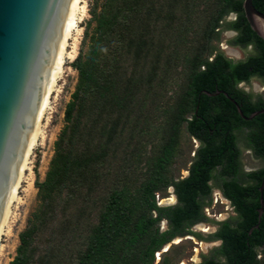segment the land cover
<instances>
[{
	"label": "trees",
	"instance_id": "obj_1",
	"mask_svg": "<svg viewBox=\"0 0 264 264\" xmlns=\"http://www.w3.org/2000/svg\"><path fill=\"white\" fill-rule=\"evenodd\" d=\"M99 1L90 10L87 48L72 63L77 82L64 126L44 180L35 183L38 205L10 264H153L154 254L174 239L201 238L193 228L208 223L204 210L214 189L236 216L206 238L219 245L199 264H263L257 256L264 247V207L258 228L249 231L258 223L264 169L243 171L236 134H245L246 146L263 155L264 113L244 121L224 94H205L225 92L246 116L264 108L260 96L253 101L235 87L253 75L264 78V41L244 18L243 0H206L191 40L189 16L174 25L179 17L169 1L176 0ZM253 5L264 14V0ZM229 13L237 18L224 27L239 33L232 43L243 49L251 43L254 53L237 63L218 51L209 60L211 37ZM164 20L173 30L172 45L155 39V26ZM178 68L182 80L164 96L161 89ZM183 124L199 145L188 175L173 181L166 171ZM153 126L159 145L144 158L141 142ZM142 161L145 171L137 172ZM168 187L176 203L160 206L156 194ZM56 212L65 218L52 225L41 248L40 235ZM89 216L93 222L84 220Z\"/></svg>",
	"mask_w": 264,
	"mask_h": 264
},
{
	"label": "rangeland",
	"instance_id": "obj_2",
	"mask_svg": "<svg viewBox=\"0 0 264 264\" xmlns=\"http://www.w3.org/2000/svg\"><path fill=\"white\" fill-rule=\"evenodd\" d=\"M100 2L101 0L99 1V3ZM169 3H176V11L174 15L176 17H179V19L174 25L184 24V22L187 21L186 19L188 16L191 18L192 24H188V39L191 40L194 36V32L200 30L202 26V24L200 25L199 23H197L199 20L196 21V19L197 17L205 18V12L200 13V11L205 8V3L208 2L206 0H176L173 2L169 1ZM93 5L94 0H85L86 13L80 23L81 35L78 42L76 55L74 60H72L71 62H66L64 71L58 81L56 92H54L55 94L53 93L52 95L51 102L53 104L51 105V110L48 111L43 120L42 132H44V134H42V143L40 142L41 144L37 145L33 151L30 159L29 169L26 171V177L21 184V188L19 189L18 200L12 207L10 222L6 231L7 235L2 236V252L0 254V264H10V262L14 258L16 248L19 245L18 236L25 229L28 218L38 205L37 189L35 187V183L42 182L44 180L45 174L48 170L49 162L54 154V142L57 140V137L59 136V133L64 126V111L66 105L71 100V95L75 90V85L77 82V72L73 69L72 63H74L79 53L81 51H85L87 48V41L84 44L83 41L85 39L86 27H88V23L91 19L90 10ZM189 7H193V9H195L197 12H193V10L192 12H187ZM157 11H162L161 8L158 7V4L156 5V12ZM227 16L228 15H226V17ZM225 18H223L222 21H225ZM226 23L228 22H225L223 24L220 23L218 29H220L221 31H217L216 29L211 37V40L209 42V60H211L214 54L218 51L222 52L225 57L229 58L230 54L228 53H231V49H233V47L229 45L230 47L226 50L221 48V44L226 40L222 33L229 30L224 27ZM174 25H172V27ZM166 26H168V23L165 20L160 21L159 24L155 26V39H161L163 41H166V43H169V45H172L173 40L170 36L172 35L173 30L171 27ZM93 27L94 23L91 24L90 28H88V31L91 32V29ZM232 42L233 39L227 40L228 44ZM180 73V68H178L177 70H172L171 75L167 79L168 84H164L165 89L161 87L163 88L161 89V94H163L164 96L174 94L177 88L176 84L180 83V81L182 80V76L180 75ZM156 88L159 89V86H157ZM260 95L264 97V93L257 94L256 97ZM152 112L153 111H151V114ZM158 115L159 111L153 113L154 117L157 116L158 118ZM159 120L160 118L156 120V123L154 125L155 127L159 126ZM155 127L149 131L151 134L144 135L146 139L141 142V144L145 143L144 146H140L143 147L142 153L144 154V158L150 157L153 154V151L156 149L157 145H159L158 137L154 134V131L156 129ZM236 135V143L240 151L239 159L243 171L252 172L262 169L264 167V162L258 160L250 154V151L246 146L245 134L238 133ZM126 136L127 134H125V138ZM198 145V142L188 135V133L186 132L185 124H183L180 127L178 143L175 147V157L166 171V174L170 179H172L173 181H177L188 175V168L193 160L194 152L196 151ZM143 165L144 161H142L138 165L137 172L143 173L145 171V167ZM211 198V204L204 210V213L208 218V223L199 224L193 228V231L199 234L201 238L199 239L196 237L187 236L179 238L177 242L176 239L178 238L174 239L169 244L164 246L163 249L154 254L153 264H199L203 256H208L211 250L219 245L218 242H210L206 240V238L216 231L217 224L219 222L234 218L236 214L229 201L222 196L220 191L214 189ZM171 199H173V201H168ZM155 200L156 203L160 206L174 205L176 203V197L173 193V188L168 187L165 190L158 192L156 194ZM64 218V215H61L60 212H56L54 222L50 226L51 228L48 227L42 233V235H40L39 243L41 248L45 246L44 244L46 243V237H51L50 232H52V225L59 223V221ZM84 220L87 222L94 221L90 216L87 217V219L85 217ZM165 227V222H161L160 228L165 229ZM203 229H205L206 231L202 232L201 230ZM169 248L170 250L167 251ZM257 257L260 258L264 264V247L258 249Z\"/></svg>",
	"mask_w": 264,
	"mask_h": 264
},
{
	"label": "water",
	"instance_id": "obj_3",
	"mask_svg": "<svg viewBox=\"0 0 264 264\" xmlns=\"http://www.w3.org/2000/svg\"><path fill=\"white\" fill-rule=\"evenodd\" d=\"M73 0H0V219L22 160L23 148L42 99L43 86ZM242 9L251 30L264 41V14L253 0ZM234 103L242 118L239 106ZM253 113L249 121L263 114ZM264 177L259 186L258 228L263 213Z\"/></svg>",
	"mask_w": 264,
	"mask_h": 264
},
{
	"label": "bare ground",
	"instance_id": "obj_4",
	"mask_svg": "<svg viewBox=\"0 0 264 264\" xmlns=\"http://www.w3.org/2000/svg\"><path fill=\"white\" fill-rule=\"evenodd\" d=\"M86 13L85 0H73L69 11L64 29L62 31L56 52L54 54L49 72L47 74L44 86L42 99L37 111L34 124L27 137L26 144L23 148L22 160L16 170V175L9 191L3 214L0 219V254L2 252L1 240L2 236L7 235V227L10 222L12 207L18 200L19 189L26 177V171L29 169L30 159L35 147L41 144L43 140L42 127L45 115L51 110V98L58 85V81L64 71L66 62L74 60L78 42L80 40V23ZM226 50V49H225ZM230 54V53H228ZM59 89V88H58ZM57 89V90H58ZM59 91V90H58ZM55 94V93H54ZM41 142V143H40ZM30 188V187H29ZM160 201V200H159ZM173 201V199L168 200ZM200 230V229H199ZM205 232L206 230H201ZM179 240L176 239V242ZM1 256V255H0Z\"/></svg>",
	"mask_w": 264,
	"mask_h": 264
},
{
	"label": "clouds",
	"instance_id": "obj_5",
	"mask_svg": "<svg viewBox=\"0 0 264 264\" xmlns=\"http://www.w3.org/2000/svg\"><path fill=\"white\" fill-rule=\"evenodd\" d=\"M234 20V14L229 13L225 18V21H222L221 24L225 22H233ZM217 31L221 30L218 29ZM222 34L226 38L225 42L221 44L222 49H228L230 47L227 43V40L235 39L239 36V33L233 30L224 31ZM252 48V45H248L246 51L232 50L229 55V59L237 63L244 61L245 57L252 52ZM235 87L237 88V90H242L245 94L250 95L254 101L257 94L264 93V78L253 75L249 77L248 81L237 82Z\"/></svg>",
	"mask_w": 264,
	"mask_h": 264
},
{
	"label": "flooded vegetation",
	"instance_id": "obj_6",
	"mask_svg": "<svg viewBox=\"0 0 264 264\" xmlns=\"http://www.w3.org/2000/svg\"><path fill=\"white\" fill-rule=\"evenodd\" d=\"M234 16H235V19L237 18V15L236 14H234ZM229 30H233V31H236V30H234V29H229ZM237 32V31H236ZM233 41H234V39H233ZM229 45H231V47H233V49H231V50H241V51H245V50H247V47L245 48V49H243V48H241L238 44H234V43H230ZM248 45H252L251 43L250 44H248ZM253 53H254V47L252 48V52L251 53H249L246 57H245V60L246 59H248L250 56H252L253 55ZM228 96V95H227ZM228 97H230V96H228ZM260 97H261V99L262 100H264V97L263 96H261L260 95ZM230 99L231 100H233L238 106H239V108H240V110H241V105L242 104H239V103H237V101L235 100V99H232L231 97H230ZM230 101V100H229ZM233 105H234V103L233 102H231ZM234 107H235V105H234ZM236 108V107H235ZM260 110H264V108L263 109H260ZM260 110H258V111H260ZM237 112H238V110H237ZM241 112H242V110H241ZM257 112V111H256ZM253 113H255V112H253ZM252 113V114H253ZM242 114H243V112H242ZM252 114H250V115H248V116H246V115H244L243 114V116H244V118H248L249 116H251ZM238 115L241 117V115L239 114V112H238ZM257 117V116H256ZM255 117V118H256ZM242 118V117H241ZM244 118H242L244 121H247V120H245ZM254 119V118H253ZM250 121V120H249ZM236 133V132H235ZM249 149V151H250V154L253 156V157H255V158H257L258 160H260V161H262V162H264V154L262 155V154H257L256 152H254L253 151V148H248ZM262 169H264V167L262 168ZM227 200V199H226Z\"/></svg>",
	"mask_w": 264,
	"mask_h": 264
}]
</instances>
